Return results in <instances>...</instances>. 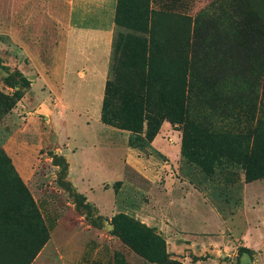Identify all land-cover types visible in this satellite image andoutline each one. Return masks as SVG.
<instances>
[{"label": "rangeland", "instance_id": "rangeland-1", "mask_svg": "<svg viewBox=\"0 0 264 264\" xmlns=\"http://www.w3.org/2000/svg\"><path fill=\"white\" fill-rule=\"evenodd\" d=\"M150 2L155 8L152 0H127L124 8H114L117 34L108 69L99 76L91 74L88 41L76 38L79 31L73 28L75 14L81 21L91 8L0 0L1 193L3 201L20 194L18 188L5 190L12 165L48 237L35 264H160L137 253L123 239L127 235L114 230L118 215L140 222V232L159 235L172 260L189 256L198 264H239L247 248L252 264H264V177L247 183L238 167L206 177L181 153L173 154L181 130L168 121L156 134L164 154L147 144L145 120L127 129L103 116L105 106L125 117H144ZM166 8L159 21L183 32H190L202 8H235L253 55L264 51V0H178ZM1 95L10 107L3 106ZM87 161L86 169L78 166ZM173 166L218 213L217 221L205 225L208 231L175 227L185 234L173 237L169 192L160 195L171 191ZM11 183L16 184L12 176ZM18 213L19 220L27 219L28 212L18 208ZM189 220L195 224V216Z\"/></svg>", "mask_w": 264, "mask_h": 264}, {"label": "trees", "instance_id": "trees-1", "mask_svg": "<svg viewBox=\"0 0 264 264\" xmlns=\"http://www.w3.org/2000/svg\"><path fill=\"white\" fill-rule=\"evenodd\" d=\"M152 1L156 7L150 11L144 117H125L122 110L109 112L105 106L103 116L127 129L145 120L147 144L158 133L162 121H168L181 130V157L199 167L206 177L238 167L244 171L247 183L263 178L264 51L258 57L253 55L239 11L202 8L194 16L190 32H183L159 21L167 15L168 2L178 0ZM125 2L120 1L121 8ZM21 97L22 92L16 99ZM1 100L3 106L12 105L3 95ZM10 169L16 184L11 183L10 176L5 190L18 188L20 194L16 192L12 201H3L0 183L2 259L3 264H29L48 237L30 193L12 165ZM18 208L28 212L23 214L26 220H19ZM113 225L114 230L127 235L125 242L147 260L184 264L169 258L159 235L140 232V222L118 215ZM37 227L33 239V229Z\"/></svg>", "mask_w": 264, "mask_h": 264}, {"label": "crops", "instance_id": "crops-1", "mask_svg": "<svg viewBox=\"0 0 264 264\" xmlns=\"http://www.w3.org/2000/svg\"><path fill=\"white\" fill-rule=\"evenodd\" d=\"M36 1V0H35ZM54 1L55 3H53ZM50 0V3L44 4L43 8H91L89 11V15L86 16L83 20L79 21L76 18L77 13L75 14V21L73 24V28L77 29L79 32L75 33L74 36L77 38L80 36V39L87 40L89 44V52L86 55L89 56L90 59V68L91 74H96L102 76L104 74V69H108V61L110 55L112 53V44L115 38V34H117V24L114 20L115 12L114 8H121L120 1L121 0ZM48 2V1H47ZM120 5V7H119ZM36 4H34L33 8H38ZM123 8V7H122ZM150 8H153L152 2H150ZM79 33V34H78ZM79 35V36H78ZM97 71V72H96ZM105 127V126H104ZM163 127H167L163 125ZM159 135V134H158ZM151 142V145L158 148L161 151V144L157 141V136ZM177 135V134H176ZM177 140L179 139L178 135ZM175 148V156H179L180 154V142H176L173 145ZM164 153L163 151H161ZM166 154V153H164ZM89 164L87 161L79 162L78 166H83L85 169ZM175 169V170H174ZM177 172V168L173 166V174L174 177L171 180V191H163V194H160L162 197H165V194L169 192L170 197V212H173V237L178 234H185V232H179L175 230V227L184 229H189L194 227H199V229L203 231H208L205 225L211 224V221L219 219L218 213L215 210L209 209V204L206 202L205 198L201 194V192L188 180L178 177L175 172ZM151 189H155V187H151ZM150 190V189H149ZM195 193V196H194ZM173 195V201H172ZM189 195H192L189 197ZM193 198L195 202L191 199ZM190 216H195V224H189ZM198 218L200 220L198 221ZM187 236L189 234L186 233ZM176 247H181L177 245ZM178 251V248H177ZM2 245L0 241V264H3L2 259ZM40 253V252H39ZM39 255V254H38ZM37 255V256H38ZM182 263L184 264H198L199 260L195 262L192 261L189 256H185L181 258ZM36 258H34L29 264H35ZM11 263L10 261L8 262Z\"/></svg>", "mask_w": 264, "mask_h": 264}, {"label": "water", "instance_id": "water-1", "mask_svg": "<svg viewBox=\"0 0 264 264\" xmlns=\"http://www.w3.org/2000/svg\"><path fill=\"white\" fill-rule=\"evenodd\" d=\"M239 264H252L251 256L248 252H243Z\"/></svg>", "mask_w": 264, "mask_h": 264}]
</instances>
